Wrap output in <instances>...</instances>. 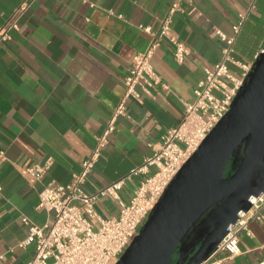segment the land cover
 <instances>
[{
	"label": "crops",
	"instance_id": "0c3cea01",
	"mask_svg": "<svg viewBox=\"0 0 264 264\" xmlns=\"http://www.w3.org/2000/svg\"><path fill=\"white\" fill-rule=\"evenodd\" d=\"M176 2L181 10L172 16V29L192 56L177 63L168 40L157 50L153 66L170 91L154 86L153 96L141 92L139 100L128 101L127 115L118 119L109 145L82 185L86 194L126 178L159 150L167 131L180 124L184 102H194V90L204 79L203 66L221 61L224 43L214 30L232 36L240 15H248L233 57L243 65L254 63L264 49V0H0V27L8 22L19 26L0 47V150L6 153L0 164L3 264L34 259V245L16 248L28 236L23 218L38 227L51 223L52 214L38 207L41 191L69 184L81 171L124 98L133 58L149 46L150 36L141 28L156 32ZM228 70L233 76L242 73L231 63ZM47 162L51 165L41 181L23 170L26 164ZM142 179L125 182L123 202L131 201ZM96 211L114 218L119 206L102 198ZM249 228L251 236L239 235V257L219 254L215 260L264 263V220L251 221Z\"/></svg>",
	"mask_w": 264,
	"mask_h": 264
},
{
	"label": "built area",
	"instance_id": "2783aa9c",
	"mask_svg": "<svg viewBox=\"0 0 264 264\" xmlns=\"http://www.w3.org/2000/svg\"><path fill=\"white\" fill-rule=\"evenodd\" d=\"M30 4H24L18 13L22 14ZM180 10L179 3H174L156 32L151 27L141 28L150 36L149 46L133 58L129 75L124 80V98L113 109L105 130L96 138V146L83 161L81 171L69 184L48 185L41 191L38 207L52 214L51 223L38 227L29 218H23V224L28 227V236L16 248L35 246V257L28 264H117L174 178L230 111L252 68V65H243L233 57L236 38L248 15H240V22L232 28V36L214 30V34L224 43L221 61L216 65L203 66L204 79L194 90V102H184V115L180 124L167 131L159 150L133 169L126 178L94 194H86L82 190V185L109 145L118 119L127 115L128 101L139 100L141 92L153 96L150 88L154 86H162L170 91L169 85L164 83L153 66V59L161 45L167 40L172 43L174 59L179 64L191 58V50L175 37L172 29V16ZM18 28L17 22H8L0 27V47L10 39V32ZM229 63L242 70L240 77L229 73ZM5 160L6 153L0 150V164ZM50 165L51 162L45 165L26 164L23 170L38 182L43 179ZM151 169L155 171L151 173ZM132 177L143 179L131 201L125 203L120 198V191ZM102 198H110L118 203L117 217L103 218L96 211V205ZM249 202L251 209L239 214L237 223L202 264H222V261L215 260L219 254H226L231 260L241 255L240 233L251 236L250 222L264 220V194L251 197ZM4 260L5 255H0V264Z\"/></svg>",
	"mask_w": 264,
	"mask_h": 264
},
{
	"label": "water",
	"instance_id": "95a60500",
	"mask_svg": "<svg viewBox=\"0 0 264 264\" xmlns=\"http://www.w3.org/2000/svg\"><path fill=\"white\" fill-rule=\"evenodd\" d=\"M262 194L264 49L230 111L174 178L117 264H202L239 214L251 209L250 198Z\"/></svg>",
	"mask_w": 264,
	"mask_h": 264
},
{
	"label": "rangeland",
	"instance_id": "374dc122",
	"mask_svg": "<svg viewBox=\"0 0 264 264\" xmlns=\"http://www.w3.org/2000/svg\"><path fill=\"white\" fill-rule=\"evenodd\" d=\"M235 76L236 77H240L241 76V74L240 73H235ZM231 164H232V161L229 163V165H228V167H227V170L225 171V175H227V174H229V172H230V170H231ZM177 255H175V257H174V260L173 261H175L176 259H177V257H176Z\"/></svg>",
	"mask_w": 264,
	"mask_h": 264
},
{
	"label": "trees",
	"instance_id": "16d2710c",
	"mask_svg": "<svg viewBox=\"0 0 264 264\" xmlns=\"http://www.w3.org/2000/svg\"><path fill=\"white\" fill-rule=\"evenodd\" d=\"M177 257V256H176Z\"/></svg>",
	"mask_w": 264,
	"mask_h": 264
}]
</instances>
